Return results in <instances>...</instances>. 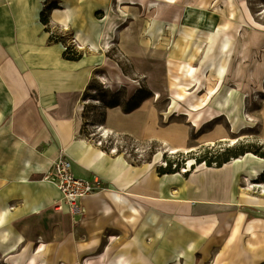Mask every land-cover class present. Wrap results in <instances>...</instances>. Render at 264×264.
<instances>
[{
    "label": "crops",
    "instance_id": "1",
    "mask_svg": "<svg viewBox=\"0 0 264 264\" xmlns=\"http://www.w3.org/2000/svg\"><path fill=\"white\" fill-rule=\"evenodd\" d=\"M52 1L59 5L50 11L52 27H69L78 38L90 36L95 44L101 36L93 15L100 0H0V261L12 264L8 260L13 257L19 264H86L93 256L98 264L105 254V264L116 258L156 264L181 257L185 246L196 251L203 244L204 259L210 256L214 264L264 263V218L243 210L259 207L262 200L243 186L244 179L248 184L264 170L254 155L217 168L202 166L187 179L181 174L166 178L157 174L155 165L134 166L84 144L78 105L95 65L86 57L66 59L61 44L50 40L41 13ZM226 59L215 56L214 63ZM61 150L76 171L83 167L105 180L102 194L114 213L119 210L113 190L139 205L135 236L132 223L106 226L107 238L101 230L93 231L99 232L95 237L79 238L81 229L74 226V236L69 214L55 209L62 194L45 178ZM83 205L99 213L101 203L87 198ZM38 237L43 242L36 250ZM114 244L123 252L116 254Z\"/></svg>",
    "mask_w": 264,
    "mask_h": 264
},
{
    "label": "rangeland",
    "instance_id": "2",
    "mask_svg": "<svg viewBox=\"0 0 264 264\" xmlns=\"http://www.w3.org/2000/svg\"><path fill=\"white\" fill-rule=\"evenodd\" d=\"M246 2L248 11L241 5L242 19L250 24L247 16V12H250L260 25H250L247 31H257L263 36L264 0ZM113 3L114 0H100V8L93 14L94 20L100 23L99 29L104 26L107 11L113 8ZM197 3L195 9L188 11L179 5L162 3L153 6L152 0H133L124 4L129 21L117 32L116 39L106 51L91 50L90 36L78 38L69 27H52L50 11L59 7L57 2L52 1L42 11L49 17L46 28L51 33L50 40L61 44L69 55H81L95 65L94 76L81 102L84 108L80 138L87 147H95L112 157L121 155L134 166L155 165L158 175L161 168L178 170L170 174H181L185 179L202 163L217 168L216 163L208 166L206 162L199 163V160H215L228 148L245 146L255 147L256 150L262 146L264 149V92L253 93L252 97L239 93L230 98L224 86L215 97H210L207 90L215 86L219 77L216 69L209 72L208 88L197 89L195 82L183 74L188 64L200 66L194 58L198 54L197 46L209 42V30L229 17V9L223 0H197ZM176 15L179 18L176 19ZM220 50L217 42L212 53L214 55L209 56L207 61L214 60L215 56L219 58ZM257 51L263 59L264 47L259 46ZM169 148L179 150L171 152ZM247 154L260 157L254 153ZM77 171L95 175L83 167ZM263 173L264 170L252 181L256 186L251 195L262 199L259 207L251 210L243 208L259 218H264V193L259 186H264ZM100 178L104 191L107 185ZM244 182L243 186L247 187V179ZM62 199L63 196L57 202L56 210ZM58 212L69 214L74 236L75 226L81 229L76 231L78 237L84 239L94 230H101V236L110 237L106 226L118 228L128 224L116 212L110 219L102 220L101 227L96 229L94 220L99 213L90 212L89 208H84L81 214H73L63 206ZM150 218L148 214V220ZM139 219L132 223L133 236L136 235L134 228L139 224ZM115 235L120 236L117 232ZM201 246L196 251H190L187 246L180 249L181 264H186V261L189 264H214L209 260V255L208 259H204L203 244ZM114 247L116 254L123 252L119 244H114ZM132 253L133 258L139 257L138 251L133 250ZM151 253L154 254V251Z\"/></svg>",
    "mask_w": 264,
    "mask_h": 264
},
{
    "label": "bare ground",
    "instance_id": "3",
    "mask_svg": "<svg viewBox=\"0 0 264 264\" xmlns=\"http://www.w3.org/2000/svg\"><path fill=\"white\" fill-rule=\"evenodd\" d=\"M133 0H114L113 8L111 7L107 11V15L105 18V23L102 29L100 30V38L99 43H90L91 46L89 48L91 50H108L111 45V42L116 39L117 32L121 29V27L129 21V15L124 9V4L128 2H132ZM225 7L229 9V17L226 20L214 25L210 32L211 40L206 42L205 44H199L197 46L198 54L194 56L196 62L200 63V66L194 67L190 64L186 65L183 69V74L187 77H190L195 83V86L198 88H208L207 84L209 83V72L211 69H216L219 74L218 80L214 87L208 88L207 93L210 97H215L221 89L226 86L227 94L230 98L235 97L237 94H242L244 97H252L253 93L256 92H264V57L261 59L258 56L257 48L264 47V35L257 33V31H247V27L250 25L260 26L255 19L253 18L250 12H247L250 19V24L244 19H242L240 14H243L241 5H244V9L247 10L246 1L247 0H223ZM117 3V8L115 7ZM170 4V5H179L184 7L187 11L193 10L197 7V0H152L153 6H159L160 4ZM241 11V12H240ZM248 11V10H247ZM264 13V12H263ZM176 19L179 18V15H176ZM240 20V21H238ZM236 25V27H234ZM219 42L220 49L223 54L220 56L221 58L225 57L227 54L226 63L218 64L213 63L212 61H207L209 56L214 54L213 50L216 43ZM204 44V45H203ZM89 45V44H88ZM195 45H197L195 43ZM216 49V48H215ZM88 59L86 58L85 61ZM231 76H229V74ZM157 96L159 97V93ZM83 104L80 103L78 105V109L80 112L83 110ZM230 114V113H229ZM236 115H234L235 117ZM234 119V118H233ZM252 120V118L250 119ZM235 143V140H231ZM97 153L100 155H105L103 151L96 149L93 147ZM171 152H176L179 149L177 148H169ZM90 157V156H88ZM121 158L123 156L120 155ZM256 157V160H259L264 164V159L260 157ZM259 158V159H258ZM261 163V164H262ZM148 168H151L154 165H146ZM205 165L202 163L198 165V167H202ZM263 165H260L259 169H261ZM186 171V170H184ZM178 175V174H177ZM176 175V176H177ZM166 178H169L168 174L165 175ZM175 176V175H174ZM256 185H253L252 182L248 181V190H253ZM263 188L262 193H264V186L259 185ZM99 192L98 195L89 196L88 199L97 198L101 205L99 208V215L94 220L95 228L101 227V223L104 220L110 219L114 210L112 205L107 201L106 196ZM111 194L114 196V201L119 209L120 218L127 223H136L139 219L140 209L139 205L130 201L128 198L116 191L113 190ZM173 199H178V196H172ZM86 200V199H85ZM126 208L130 210L129 213H125ZM103 220V221H102ZM99 232H93L92 237H95ZM43 242V240L39 241ZM93 248H90L92 251ZM42 251V250H40ZM107 255H100V260L98 264H105V261L108 257ZM34 256H31L32 261L34 262ZM106 258V259H105ZM9 262L12 264H19L20 259L9 257ZM108 261V260H107ZM129 261H124L119 258L114 259L113 261L107 262L108 264H125ZM86 264H93V256H90L85 261ZM134 264L133 262H130ZM129 263V264H130ZM155 263V262H153ZM156 264H181V257L175 256L172 260H166L164 263L156 260ZM186 264H189L186 261Z\"/></svg>",
    "mask_w": 264,
    "mask_h": 264
},
{
    "label": "built area",
    "instance_id": "4",
    "mask_svg": "<svg viewBox=\"0 0 264 264\" xmlns=\"http://www.w3.org/2000/svg\"><path fill=\"white\" fill-rule=\"evenodd\" d=\"M45 178L54 181L63 196L62 203L58 205V211L65 206L73 214H81L84 211V200L89 196L98 195L103 190L101 178L77 172L73 160L65 151L59 152ZM38 240L41 241L42 238Z\"/></svg>",
    "mask_w": 264,
    "mask_h": 264
},
{
    "label": "trees",
    "instance_id": "5",
    "mask_svg": "<svg viewBox=\"0 0 264 264\" xmlns=\"http://www.w3.org/2000/svg\"><path fill=\"white\" fill-rule=\"evenodd\" d=\"M41 21L43 22V24L48 25L49 24V17H47L46 15H44V13H42ZM64 57L66 59H69V60H80L82 58L81 55L71 56L67 52H64ZM254 148L255 147L250 148V147H245V146H236L233 148H228L223 153L218 154L215 160H212V159L207 160L206 158H203V159L199 160V163L206 162V164L208 166H213V163H216L217 167H221L225 163H228L231 160L237 159L241 156H244L247 153H254V154L260 156L261 158H264L263 147L259 146L256 150H254ZM170 169L171 168H169V169H162L161 168V169H159V173H160V175H164L167 173H169V174L170 173H176L178 171V170H170ZM262 177L264 178V173L262 174ZM0 264H8V263L0 261ZM262 264H264V263H262Z\"/></svg>",
    "mask_w": 264,
    "mask_h": 264
}]
</instances>
